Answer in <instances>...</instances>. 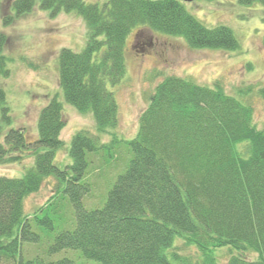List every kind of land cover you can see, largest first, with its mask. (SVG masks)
Instances as JSON below:
<instances>
[{
    "label": "trees",
    "instance_id": "obj_1",
    "mask_svg": "<svg viewBox=\"0 0 264 264\" xmlns=\"http://www.w3.org/2000/svg\"><path fill=\"white\" fill-rule=\"evenodd\" d=\"M34 3L13 0L15 17ZM39 6L74 12L85 22L84 49L63 48L58 54V85L66 103L92 114L100 134L118 123V106L106 81L114 87L123 77L124 44L133 30L182 37L194 49L238 48L228 27H206L178 0H108L101 8L84 0H39ZM5 76L0 55V77ZM0 110V164L34 156L22 177L0 176V264H75L68 256L47 259L62 252L76 253L89 264H190L172 250L177 240L196 249L200 261L195 264H216L215 254L222 249L229 253L226 264H264V130L254 126L250 107L218 85L163 77L139 116L129 143L133 157L103 206L90 211L81 204L93 188L86 153L106 145L78 131L70 141L71 164L59 166L54 153L63 145L65 120L56 96L40 110L35 137L24 128H4L11 118L1 86ZM48 177L57 182L52 198L64 194L73 205L75 227L56 236L43 257L23 259L22 246L40 241L33 227L52 228L44 214L50 201L31 216L23 211L24 198ZM247 253L256 258L249 260Z\"/></svg>",
    "mask_w": 264,
    "mask_h": 264
},
{
    "label": "rangeland",
    "instance_id": "obj_2",
    "mask_svg": "<svg viewBox=\"0 0 264 264\" xmlns=\"http://www.w3.org/2000/svg\"><path fill=\"white\" fill-rule=\"evenodd\" d=\"M12 1L0 0V55L5 59L7 70V76L0 77V86L11 118L10 125H4V128H24L35 137L40 110L56 96L65 120L60 132L63 145L54 153L56 165L71 164L70 141L78 131L98 137L99 142L106 145L97 152L86 153L87 175L91 176L93 188L91 186L89 194L82 197L84 210L103 206L107 191L133 157L129 143L137 132L139 116L147 107L156 84L165 76L189 79L208 88L218 85L227 95L250 107L254 126L264 130V3L257 0L182 2L186 11L206 27H228L238 42L235 50L194 49L182 37L146 28L133 30L124 44L123 77L114 87L106 81V88L113 93L118 106V123L109 133L100 134L92 114L80 113L66 103L58 85V54L63 48L75 52L84 49L87 39L84 20L74 12L43 10L39 0H34L29 12L15 17ZM84 1L101 8L108 0ZM6 17L9 22H4ZM43 150L45 148L40 147V151ZM33 162V155L24 154L20 163L0 164V176L20 178ZM99 170L102 179L98 177ZM56 186V180L48 177L37 192L23 200V211L27 216L50 201L44 214L52 220V228L33 227L40 241L22 246L23 259L43 257L56 236L75 227V209L69 198L64 194L52 198ZM172 250L181 258H187L190 264L200 261L196 249L180 240L175 241ZM62 256L70 257L75 264H89L72 252H62L47 259L55 261ZM228 256L227 249L219 250L215 254L216 264H226ZM246 257L254 260L256 255L247 253Z\"/></svg>",
    "mask_w": 264,
    "mask_h": 264
},
{
    "label": "water",
    "instance_id": "obj_3",
    "mask_svg": "<svg viewBox=\"0 0 264 264\" xmlns=\"http://www.w3.org/2000/svg\"><path fill=\"white\" fill-rule=\"evenodd\" d=\"M178 1H181V2H192V1H195V0H178Z\"/></svg>",
    "mask_w": 264,
    "mask_h": 264
},
{
    "label": "flooded vegetation",
    "instance_id": "obj_4",
    "mask_svg": "<svg viewBox=\"0 0 264 264\" xmlns=\"http://www.w3.org/2000/svg\"><path fill=\"white\" fill-rule=\"evenodd\" d=\"M149 43L151 44V40H149ZM141 44H144V43H141Z\"/></svg>",
    "mask_w": 264,
    "mask_h": 264
}]
</instances>
